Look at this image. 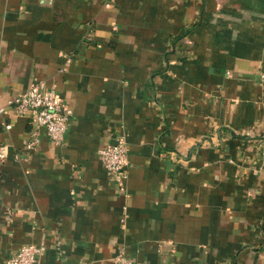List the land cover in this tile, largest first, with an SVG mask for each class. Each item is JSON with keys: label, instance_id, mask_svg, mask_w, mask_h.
Returning <instances> with one entry per match:
<instances>
[{"label": "crops", "instance_id": "1", "mask_svg": "<svg viewBox=\"0 0 264 264\" xmlns=\"http://www.w3.org/2000/svg\"><path fill=\"white\" fill-rule=\"evenodd\" d=\"M262 72L264 0H0V264H264ZM35 82L71 117L29 151L8 101Z\"/></svg>", "mask_w": 264, "mask_h": 264}, {"label": "built area", "instance_id": "2", "mask_svg": "<svg viewBox=\"0 0 264 264\" xmlns=\"http://www.w3.org/2000/svg\"><path fill=\"white\" fill-rule=\"evenodd\" d=\"M264 81V72L260 73ZM8 103L13 108V114L25 118L30 123V129L22 141L25 150H34L39 145L40 131H44L55 145L64 142L69 125L71 110L54 87L47 88L43 82H35L25 90L17 93ZM0 106V115L6 114ZM2 127L8 130L10 123L3 122ZM99 159L109 178L123 188L128 176V145L123 134L115 137L112 143H107L98 150ZM7 157V145L0 144V162ZM260 158L264 164V141L260 145ZM44 250V246L24 244L7 260L6 264H35ZM111 264H144L136 261L119 250L113 255Z\"/></svg>", "mask_w": 264, "mask_h": 264}]
</instances>
